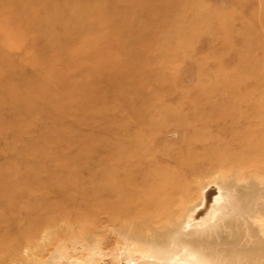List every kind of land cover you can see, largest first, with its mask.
I'll list each match as a JSON object with an SVG mask.
<instances>
[{
	"label": "rangeland",
	"instance_id": "rangeland-1",
	"mask_svg": "<svg viewBox=\"0 0 264 264\" xmlns=\"http://www.w3.org/2000/svg\"><path fill=\"white\" fill-rule=\"evenodd\" d=\"M193 1L0 0V264H146L155 254L153 242L174 240L170 235L199 202L204 184L213 180L232 189L237 206L212 228L182 234L181 244L198 251L205 260L201 264H227L213 253L221 241L242 237L253 242L258 236L264 242L263 216L252 217L246 210L264 192V171L256 181L246 176L233 181L229 173L208 165L189 173L196 159L179 163L187 131L184 141L172 134L165 139L169 143L156 148V133L170 126L159 128L145 139L154 160H147V153L133 157L137 169L150 173L153 186L166 177L176 180L186 170V180L173 193L170 217L128 215L136 212L133 207L114 205L112 172L97 168L110 159L109 146L101 148L99 138L109 137L120 96L129 94V85L148 84L142 66L167 42V31L180 18L177 12ZM198 1L203 4L199 11L206 10L217 29L199 31L210 44L168 66L167 76L177 88L162 89L169 93L163 107L198 88L219 91L222 80L214 62L223 60L226 73L235 60H225L224 49L211 52L213 43L238 33L249 39L236 52H259L255 83L264 90V0ZM223 20L232 28L221 26ZM75 30L82 34L57 45ZM188 64L194 65L193 74ZM140 178V171L131 175L134 181ZM194 241L209 247L201 250Z\"/></svg>",
	"mask_w": 264,
	"mask_h": 264
},
{
	"label": "bare ground",
	"instance_id": "bare-ground-1",
	"mask_svg": "<svg viewBox=\"0 0 264 264\" xmlns=\"http://www.w3.org/2000/svg\"><path fill=\"white\" fill-rule=\"evenodd\" d=\"M201 6L203 7L202 3L194 0L185 3L183 8L177 12L180 13L178 16L180 18L167 31L165 35L167 42L160 43L142 66L144 68L141 72L148 78V84L139 87L129 85L127 89L129 94L125 92L120 96L118 104L121 106L111 116L109 137L99 138L101 148L109 146L110 159L107 164L98 163L97 168L108 169L112 172L111 182L115 189L112 190L114 205L126 206L129 208L128 210L133 207L136 212L129 211L128 215L134 216V218L151 213L158 214L157 216L161 219L170 217L173 213L170 209L171 203L175 198L173 193L180 190L183 180H186L183 174L185 170L178 175V179L173 180L170 177L172 179L170 180L166 177L164 182L160 179L162 184L153 186V183L150 184L148 179L150 173L141 170L143 165L137 169L139 165L136 166V161L133 162V157L137 156L140 159L142 153H147L146 158L154 160L153 154L148 152L149 142L145 139L149 133H153L159 128L170 126L169 129L163 128L164 131L156 133L153 142L156 148L164 143H169L165 140L169 135L175 134V139L184 141L185 131L189 133V139H186L187 144L181 148L182 153L179 157L180 164L189 162L193 158L196 159L190 165L188 163L189 173L198 172L202 166L208 165L209 167H218L223 173L224 171L229 173L230 178L236 181L243 176L259 179L264 171V136L262 135L264 90L255 83L259 72L255 61L259 58V52L254 50L242 53V51L236 52L235 49L240 50L245 46L249 39L246 37L247 34L238 33L237 37L227 35L221 38L220 42H212L215 47L211 52L218 53L224 49V52L227 53L225 60L231 57L235 60L233 70L229 71L225 68L226 73L221 71L223 60L214 62V64L218 63L214 65V67L218 66V71L215 73L222 80V87L219 91L198 88L187 97L180 95L179 99L170 106L163 107L162 105L166 101V97H169V93L166 94V91L162 89L169 87L171 92L177 88L167 76V69L176 64L179 61L178 58H190L198 53L203 46L210 44V40L207 41L208 39L199 36V31L210 30L211 32L217 29L209 18L208 12L206 10L199 11ZM221 23V26L232 28L229 21L223 20ZM80 32L82 30L69 33L64 40H59L57 45H66L71 38L75 39L76 36L82 34ZM42 44L47 46V44ZM166 50H170L172 53L164 54ZM186 66L187 71H190L189 74H193L194 65ZM208 75L207 71V77ZM139 80L140 77H137V82ZM100 88L103 91L104 87ZM188 110L193 113L183 114ZM121 119L124 120L121 121ZM168 148L171 147L168 146ZM118 150H121L120 154L116 153ZM178 150L180 151V148ZM173 158H178V155ZM150 169L152 171V167ZM135 171L138 173L140 171L143 178L136 179V181L131 179V175ZM148 184L152 187L149 188ZM163 185L168 187V190H164ZM189 189L190 187L187 190L189 191ZM137 192L144 193L141 195ZM261 199H264V192H260L257 197L255 196L252 204L246 206L247 212L251 213L250 216L255 217L260 214L264 219V200L260 202ZM235 203L234 193L229 186H223L217 180L204 184L199 202L186 212L181 224L170 235L174 240L169 238L166 242H153L151 246H153L155 254L148 256L146 264H201V261H205L202 255L198 254V251L191 246L181 244L180 236L194 228L199 230L212 228L218 220L223 219L234 210L237 206ZM254 237L256 238L253 242L251 238L243 241L242 237L234 239V241L223 240L219 250L213 253L222 257V261L227 264H264V242L260 237ZM198 242L194 241L193 245L197 246ZM199 243L201 244L200 248L202 247L201 250H206L209 247L208 243ZM123 264L132 263L124 262Z\"/></svg>",
	"mask_w": 264,
	"mask_h": 264
}]
</instances>
